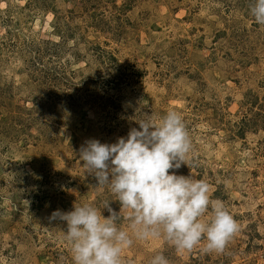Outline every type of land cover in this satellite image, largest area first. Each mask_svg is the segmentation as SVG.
<instances>
[{"label":"rangeland","instance_id":"1","mask_svg":"<svg viewBox=\"0 0 264 264\" xmlns=\"http://www.w3.org/2000/svg\"><path fill=\"white\" fill-rule=\"evenodd\" d=\"M255 0H0V264H73L56 210L118 197L79 158L180 113L190 168L239 225L222 252L134 240L123 264H264V26ZM172 170H170L171 173ZM211 209L204 219H209ZM127 213L118 227L129 229Z\"/></svg>","mask_w":264,"mask_h":264},{"label":"clouds","instance_id":"2","mask_svg":"<svg viewBox=\"0 0 264 264\" xmlns=\"http://www.w3.org/2000/svg\"><path fill=\"white\" fill-rule=\"evenodd\" d=\"M251 15L264 26V0H255ZM115 143L89 139L81 145L79 158L97 187L107 186L118 197L117 213L105 218L90 203L74 204L68 212L56 210L50 219L66 222L64 239L73 264H123L122 252L134 240L163 236L177 252L191 251L206 241L203 251L222 252L239 225L219 199H210L203 179L177 175L182 165L190 168L192 140L183 117L168 110L159 121L141 120ZM170 170L171 173H170ZM211 209L209 219L205 214ZM126 212L129 229L117 226ZM149 264H169L156 254Z\"/></svg>","mask_w":264,"mask_h":264}]
</instances>
